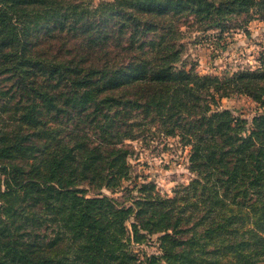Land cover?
<instances>
[{
    "label": "trees",
    "instance_id": "1",
    "mask_svg": "<svg viewBox=\"0 0 264 264\" xmlns=\"http://www.w3.org/2000/svg\"><path fill=\"white\" fill-rule=\"evenodd\" d=\"M184 15L245 29L264 0H0V264L264 263V61L186 69ZM160 137L189 148L173 197L132 180V143Z\"/></svg>",
    "mask_w": 264,
    "mask_h": 264
},
{
    "label": "rangeland",
    "instance_id": "2",
    "mask_svg": "<svg viewBox=\"0 0 264 264\" xmlns=\"http://www.w3.org/2000/svg\"><path fill=\"white\" fill-rule=\"evenodd\" d=\"M112 0H93L94 5ZM188 17V18H187ZM193 16L178 17L182 31L184 52L182 62L186 69L196 65L200 75L222 76L244 69L256 70L264 61V22L253 20L244 28H217L209 31L199 30L197 24L188 27ZM235 23V22H234ZM258 104L247 96L233 95L220 101L221 110H230L234 116L246 120V126L252 127V121L261 111ZM134 153L130 158L132 180L153 182L161 195L174 196L179 185H188L194 175L189 170V148H184L178 138H157L146 146L133 142ZM125 186H132L126 182ZM113 196L110 191L105 192ZM117 193L115 197H120ZM159 235L150 237L143 244H135L140 255H161ZM264 264V263H262Z\"/></svg>",
    "mask_w": 264,
    "mask_h": 264
}]
</instances>
